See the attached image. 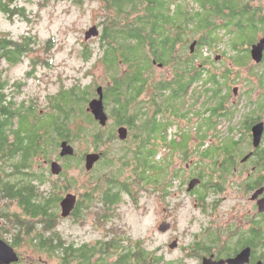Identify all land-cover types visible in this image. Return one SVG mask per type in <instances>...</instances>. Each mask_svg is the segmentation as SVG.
Segmentation results:
<instances>
[{"label": "flooded vegetation", "instance_id": "obj_1", "mask_svg": "<svg viewBox=\"0 0 264 264\" xmlns=\"http://www.w3.org/2000/svg\"><path fill=\"white\" fill-rule=\"evenodd\" d=\"M154 1L155 6L163 5L167 10H170V13L166 12L164 19L171 20L172 17L175 18L176 28L174 29L171 26L166 38L177 44L179 43L176 46V51L187 61L190 58L189 55L200 58L206 55L204 53L205 49L213 50L211 48L219 40L218 34L221 31L226 33L231 41L234 36H237L234 26L253 25L257 28L251 31V43L244 47L251 59L252 46L258 44L264 38V0ZM206 1L226 3L225 17L221 23L232 22L228 29H219L220 23L218 21L212 23L214 25L212 29L204 30L198 27L205 16L204 4ZM162 38L163 36L159 35V40H162ZM216 39L217 41L214 44L210 43L207 47H202L203 45H201L202 42H213ZM217 56L222 57L221 55ZM252 61L255 63L253 59ZM151 65L150 70L152 69L153 72H155L154 67L156 66L160 69L165 67L164 63L156 59L151 60ZM255 65L256 70H260L264 74V58L260 64L255 63ZM211 70L214 72L216 68ZM259 84V88H256L257 85L255 84H244L249 88L243 90L233 87L231 92L230 90L227 91L226 94L232 98L231 109L235 115L231 122L233 124L229 121H224L231 125L228 126L226 131H221L223 128L221 127L222 124H220L221 119L217 118V120H213L214 127H212L213 130L210 132H205L206 127L203 121L207 116H211V108L214 107L210 99L212 93L203 95V99L200 98L198 102L195 100L193 105L199 106L196 113H190L188 108L189 105L185 98L189 94H185L184 99L180 100L181 102L178 108L176 107L177 109H165L157 105V84L151 83L139 93L137 121L134 125H131L122 123L117 107L114 110H109L107 107L111 100L110 90H114V85L111 84L108 86L109 88H103L105 110L109 117L107 125L101 126L91 114L97 123V127L99 126L98 128L103 130L102 144L99 147L96 146L93 139L94 134L91 138L94 151L82 155L84 160L87 154L97 153L101 155L100 161L95 164L94 168L91 171H87L92 180L96 178L97 167L101 163L104 165H107L106 163L113 164L111 165L112 167L115 166L119 159V153L124 155L125 151L130 148L128 147L132 136L130 128L134 127L135 139L138 144L134 150L145 154V156H150L149 160L152 164L151 175L154 177L158 161L163 163V165L167 164L170 169L165 186L150 188V190L146 191L150 196L153 195V197L158 198L160 202L167 203L164 208L166 217H164L163 221L166 220L170 224V229L166 233L177 231L180 205L181 201L184 202L183 196L193 201L194 207H198L208 216L209 227L201 228L199 233L194 236V240H190L188 244L184 245L179 243L180 240L177 237L175 241L178 243V248L175 247L173 249L169 246L171 249L170 253L180 251L186 259L171 260L167 264H186L189 258L196 264H204L205 261L209 260L212 261L210 264H228V261H238L235 264H264V132L259 144L256 146L252 130L258 124L262 123L264 125V83ZM10 86L5 91L0 89V94L4 91L2 102L5 107L4 111H0V119L10 121H6L5 124V129L10 132V140L22 138L27 144L28 134L25 130L28 129V125L24 122L30 121L31 118L33 120L30 112L31 104L27 105L24 100H18L21 95L19 86L22 85L14 84V88ZM235 89L237 90L235 91ZM257 91L258 97L254 99L253 96ZM254 110H256V113L252 114ZM172 111L177 112L179 116H172ZM191 117H197L198 122L192 132L190 128H185L178 124L179 120L189 121ZM13 122H16L15 126L8 125ZM112 122L115 123L113 127L110 126ZM14 127L17 129V135L14 132ZM121 127L128 129L129 135L125 141L118 137V129ZM230 127H234V130H230ZM174 128H177V130L175 131ZM64 141L71 144L68 140L59 138L58 146L60 147ZM43 148L46 147L43 146ZM164 152H166L165 157H163ZM18 154L23 157L24 152L21 151ZM40 156H44V153L34 155L33 159ZM77 157L74 155L73 157L61 158L71 160ZM43 160L42 165L38 163L39 172L42 173L38 175L41 184L51 179L52 175L65 176L66 170H64L63 165H61L63 168L62 172L59 175H55L51 170L53 161L50 159ZM32 166L31 164L30 168ZM20 168L23 173L26 172L21 166ZM98 178L93 181L95 184L94 189L98 185ZM195 179L200 180V184L189 190L190 183ZM102 181H105V179ZM105 187L107 189V186L104 185L103 192L107 191ZM1 188L0 201L12 203V206L19 208L17 201H14L16 198L8 195L1 196V192H4ZM198 190L201 191L198 192ZM60 193L58 197L55 195L60 204V213L57 211L58 218L56 220L46 222L42 212L38 213L37 218H34L31 213L22 210L19 213L12 214L8 212L3 214V217L6 218L4 221L6 227L5 229L0 228V239L13 248L18 255V260L10 264H48L50 262L69 264V259H65L61 252L64 247L68 246V243L63 244L60 242L62 236L57 229L60 225L59 223L63 220L73 221L72 225L78 222V214L80 212L77 209L83 199V194L73 193L70 189H64ZM122 193L118 194L117 199H112L111 203L107 198H102L104 209L115 208L119 204ZM69 195L76 196V205L71 214L63 218L60 216L62 213L61 203ZM210 197H212V200H210ZM227 202H229V209H224L223 207ZM47 225L50 227L49 230L53 236L51 239L59 240L58 242L46 245L45 230ZM4 234L6 235L3 236ZM57 234L60 238L57 237ZM46 246L57 249V255L51 257L47 254ZM24 250L36 253L38 258L25 257ZM46 255L52 260H45L44 256ZM160 259L163 260L162 258ZM79 263L80 261L75 258L70 264ZM103 263L106 262L100 259H91V264Z\"/></svg>", "mask_w": 264, "mask_h": 264}, {"label": "rangeland", "instance_id": "obj_2", "mask_svg": "<svg viewBox=\"0 0 264 264\" xmlns=\"http://www.w3.org/2000/svg\"><path fill=\"white\" fill-rule=\"evenodd\" d=\"M76 1L78 0H20L18 3H21L25 8L23 16L13 15L10 17V15L0 14L1 32L19 40L23 36L32 37L28 54L21 56V60L15 65L7 66V80L12 88H14V84L22 85L19 86L21 95L18 100L22 99L27 105L31 104L35 108L34 115L38 119L44 118L45 123L63 121L64 117L63 115L61 116L60 112L62 108L72 110L74 119L80 118L85 113L92 117L88 111L89 103L98 97L97 88H106L114 83L112 76L108 74L101 62L103 47L100 36L85 41V33L93 26H98L102 33V27L104 26L102 24L108 16L105 9L106 4L104 0H82V2L79 1L80 4H77ZM221 32L218 34L219 40L215 46L213 48L210 47L213 50L205 49L204 53L206 55L199 58L198 64H201V61H208L209 64L205 66V69L209 68L210 72H213L211 70L213 67L218 68L219 73L228 68L231 71V77L229 78L231 90L233 87L243 90L249 88L244 85L247 81L249 82L248 84H255L257 85L256 88H259V82L264 81V75L260 79V77L249 73L250 66H254V62L247 68L234 66L233 60L227 59L224 55L230 49L227 45L230 39L226 33ZM217 55L222 56L219 61L215 60ZM154 68L155 72H152L153 79L159 81L161 78L169 79L172 76V69L169 66L163 69L157 66ZM122 70L125 71L126 67H122ZM199 87H196L186 99L190 113H196L199 109L198 105H193L195 104V92H197ZM72 90L78 91L79 94L73 96ZM199 94L201 92L197 93V96ZM257 97L258 91L253 98L256 99ZM229 102L231 104L232 98H229ZM107 107L109 110H114L116 104L113 100H110ZM24 123L29 125V123L35 122L31 120V122L25 121ZM79 123L81 126L87 125L84 120ZM93 123L96 125L94 119ZM197 123V117H191L189 121L179 120L178 124L185 128H190L192 132ZM114 124L112 122L110 126L113 127ZM220 124L223 127L221 131H226L228 126L233 123L229 124L221 121ZM42 125L45 124L39 123L34 128L38 129ZM87 128L88 134L83 140L70 142L76 150V157L78 155L79 157L71 160L62 159L59 156L61 149L58 146L60 137L53 132V138L50 143L47 146L42 143L46 147L47 156L34 158L32 160V168L22 167L23 159L20 154L8 160L6 170L8 174H13L10 177L11 181L18 184L26 180L30 174H32L34 179L38 178V175L42 174L39 172L38 163L42 165L43 159H50L64 166V170H66L65 176L52 175L51 179L42 184L41 182H36L40 184L45 196H54L52 198L56 200L55 209L58 213H60V204L57 201V197L60 196V192L64 189H70L73 193L78 192L80 194L95 191L93 190L95 187L93 181L97 177H99V181L108 180L115 168L112 169L111 165L101 163L97 167L98 173L94 180L88 175L82 155L94 151L89 133H93L96 128L91 125L87 126ZM68 129L70 132L76 133L77 123L70 125ZM174 130L176 131L177 128H174ZM165 156L166 152L163 153V157ZM39 158L40 160H38ZM20 166L26 171L25 173L21 171ZM129 174L130 172H126V176L120 179L126 180L125 178ZM1 175L0 172V182L2 183ZM115 185L113 183L111 186ZM103 190L104 186L93 192L94 197L90 208L86 213L80 212L78 214L77 223L72 225L73 221L67 220L59 223L57 231L67 243H73L77 246L83 243L95 245L102 241L107 242L108 240L116 239L122 240V247L133 248L138 242H142L146 249L155 252L158 256H156L157 258L164 260H162V264H167L171 260L186 259L180 251L170 253V247L176 240L175 238L178 237L179 243L185 245L190 240H194V236L199 233L201 228L209 227L207 214H204L198 207L195 208L193 201H190L187 197L183 196L184 202L181 201L177 231L166 233L170 228L166 232L159 230L163 223H167L166 220L163 221L164 217H166L164 212V208L167 205L166 202H160L158 198L153 197V195L150 196L146 191L138 195L135 193L134 197L123 192L122 196H120L119 204L115 208L112 207L106 210L102 206ZM113 190V192L118 191L114 188ZM200 191L198 190V192ZM210 200H212V197H210ZM11 204L0 201V228L2 229L6 227L4 224L6 220L3 217L4 213L21 212L20 208ZM223 208L229 209V202ZM60 216H62V213ZM191 218L193 219L192 221ZM23 252L25 257L38 258L36 253L28 250ZM98 258L96 257L97 260ZM44 259L52 260L47 255L44 256ZM116 260L117 258L109 259L108 263ZM48 264L56 263L50 262ZM186 264L196 263L189 258Z\"/></svg>", "mask_w": 264, "mask_h": 264}, {"label": "trees", "instance_id": "obj_3", "mask_svg": "<svg viewBox=\"0 0 264 264\" xmlns=\"http://www.w3.org/2000/svg\"><path fill=\"white\" fill-rule=\"evenodd\" d=\"M79 1L82 2V0H78L76 3L80 4ZM18 2L20 0H0V14L10 15V17L13 15L23 16L25 8ZM104 2L108 16L102 24L104 26L100 34L103 47L101 62L114 80V90H107L111 92L110 99L116 104L123 124L134 125L137 121L139 93L151 83L157 84V105L165 109H177L185 94L190 95L198 86L200 87L197 88L195 95L197 96L199 92L201 94L195 98L196 102L203 95L212 93L210 99L214 107L211 108V116H207L203 121L206 127L205 132L213 130V120H217V118L230 123L233 121L235 115L229 102L230 97L226 94L229 90L231 92L229 87L231 71L225 68L219 73V69L216 68L214 72H210L209 69H205V66L209 64L208 61H201L202 63L198 64L199 57L189 55L190 58L187 61L180 53H177L176 46L179 43L166 38L170 27L176 28L174 17L170 18L171 20L164 19L166 12L170 13L169 9L167 10L163 5L155 6L154 0H104ZM225 10V2L206 1L204 4L205 16L198 27L204 30L212 29L214 27L212 23L218 21L220 23L219 29H228L232 22L221 23L224 21ZM234 27L237 36L227 42L230 49L224 55L227 59L233 60L234 66L247 68L253 61L246 49L241 47L251 43V31L257 28L253 25ZM159 35L163 36L162 40H159ZM31 39L32 37L26 36L20 40L15 39L0 31V89L5 91L10 86V82L7 80V66L15 65L21 60V56L28 54ZM216 41L217 39L213 42L205 41L201 45L207 47ZM153 59L164 63L165 67H171L172 76L169 79L161 78L159 81L153 79V71L150 70ZM122 67H126L125 71L122 70L123 72L121 71ZM249 73L260 77V79L264 75L260 70H256V66L253 65L250 66ZM248 83L247 81L244 84ZM259 83H264V81ZM4 91L0 94V111L5 110L2 102ZM72 91V95L75 96V94H79L78 91L80 90ZM34 111L35 108L30 106V112L35 123H29V128L25 130L28 134L27 144L22 138L10 140V132L5 129L7 120L0 119V172L2 174L1 181L3 180L2 183L0 182V187L4 191L1 192V196L8 195L16 198L14 201H17L20 210L31 213L34 218L38 217V213H44L46 222H49L58 218L55 198L47 197L42 192L40 184L36 182H39L40 177L34 179L30 175L18 184L13 183L10 178L13 174H8L6 170L8 160L13 159L18 152L22 151L24 152L22 167L30 168L34 155L44 153V156H47V151L43 148L42 143L47 146L53 138V132L69 142L81 141L88 134L87 126L90 125L96 130L89 133V137L92 138L95 134L93 139L96 146L99 147L102 144L103 130L98 128L99 126L97 127V123L94 125L93 117L86 115V113L80 118L74 119L72 110L62 108L60 112L61 116L64 117L63 121L45 123L44 118L38 119L37 116H34ZM255 113L256 110L252 114ZM171 115L179 116L175 111H172ZM81 120H84L87 125L81 126L79 123ZM39 123L45 125L35 129L34 127ZM75 123H77V132L73 135L68 128ZM15 124L16 122H13L8 125L15 126ZM130 130L132 133L129 140L131 145H128L130 148L125 151L124 155L119 153V159L116 165L112 167L115 169L108 180L98 181L95 191L83 194V199L78 205V212L86 213L88 211L93 202V192L104 185L107 186V189L105 187L107 191L104 192V198H107L110 203L112 199H117L120 192L128 193L134 197L135 193L138 195L145 193L144 191H148L150 188L165 186L166 178L170 174L169 166L158 161L153 177L150 173L152 168L150 156H145V154L134 150L138 144L135 139L134 127H131ZM230 130H234V127H230ZM14 132L17 135L15 127ZM126 172H130V174L123 181L121 179L126 176ZM113 183L116 185L111 186ZM113 188L118 191L113 192ZM49 229L50 227L47 225L45 230L46 245L59 241L51 239L53 236ZM57 237L60 238L58 234ZM121 241L112 239L96 245L83 243L80 246L68 243V246L64 247L61 252L65 259H69V264L75 258L80 261L79 264H91V259H96V257L106 262L103 264H162V260L157 258V254L146 249L142 242H138L133 248H124L121 246L123 244ZM60 242L67 244L63 238ZM57 252V249L46 246V253L51 257H55ZM112 258H117V260L108 263V260Z\"/></svg>", "mask_w": 264, "mask_h": 264}, {"label": "water", "instance_id": "obj_4", "mask_svg": "<svg viewBox=\"0 0 264 264\" xmlns=\"http://www.w3.org/2000/svg\"><path fill=\"white\" fill-rule=\"evenodd\" d=\"M101 32L98 26H93L85 33V41H89L92 38H98L100 36ZM251 57L255 61V63L260 64L263 61L264 58V38L261 39V41L258 44H255L252 46L251 49ZM216 61L220 60V56H217L215 58ZM237 89H235L236 91ZM97 98L93 99L89 103V109L88 111L93 115L94 119L100 123L101 126H106L107 122L109 120V117L105 110V104H104V93H103V87L97 88ZM253 134L255 139V145L257 146L261 140V137L264 132V125L258 124L253 127ZM128 129L126 127H121L118 129V137L119 139L125 141L128 138ZM60 157H73L75 155V149L74 147L69 144L67 141H64L60 145ZM101 159V155L97 153L93 154H87L85 158V168L87 171H91L95 164L98 163ZM51 170L52 173L55 175H59L63 168L58 162H53L51 164ZM200 180H193L190 183L189 190H192L195 188L196 185L200 184ZM77 198L76 196L69 195L67 196L61 203V209H62V216L63 218L68 217L71 212L74 210L76 205ZM170 228L169 223H163L159 230L161 232H166ZM178 246L177 241H175L171 248H175ZM18 260V255L15 253L13 248H11L5 241L0 239V264H10L13 261ZM212 262L211 260L205 261L204 264H210ZM238 261H228V264H235ZM220 264V263H217ZM225 264V263H223Z\"/></svg>", "mask_w": 264, "mask_h": 264}]
</instances>
